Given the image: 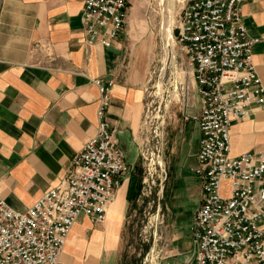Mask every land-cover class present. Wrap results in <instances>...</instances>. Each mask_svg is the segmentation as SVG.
I'll list each match as a JSON object with an SVG mask.
<instances>
[{"label": "crops", "instance_id": "crops-1", "mask_svg": "<svg viewBox=\"0 0 264 264\" xmlns=\"http://www.w3.org/2000/svg\"><path fill=\"white\" fill-rule=\"evenodd\" d=\"M83 2L0 0V195L10 208L24 213L64 180L72 160L96 131L99 92L91 80L112 79L107 119L127 160H132V165L127 163L132 173L116 191L102 223L93 224L84 216L77 219L61 262L119 264L128 187L146 141L147 86L154 62L161 67L162 81L167 64L164 68V56L161 59L153 51L152 38L147 37V27L133 1L125 28L112 45L87 48L80 21ZM241 14L248 35L259 40L252 47L253 63L264 85V0H247ZM38 44L41 47L36 48ZM168 74V80L178 78L189 87L186 91L176 86L182 90L183 101L178 161L185 123L195 121L199 134L201 103L188 74H176L170 68ZM197 149L192 154L194 165ZM244 152L264 154V109L231 124L230 153ZM223 187L227 190L228 183ZM197 188L196 208L199 183ZM183 237L174 241L176 246L163 264H193L189 227Z\"/></svg>", "mask_w": 264, "mask_h": 264}, {"label": "built area", "instance_id": "built-area-1", "mask_svg": "<svg viewBox=\"0 0 264 264\" xmlns=\"http://www.w3.org/2000/svg\"><path fill=\"white\" fill-rule=\"evenodd\" d=\"M132 1L84 0V45L111 46L125 28ZM246 1L183 0L172 30L177 51L166 52L167 61L179 60L181 73L193 79L201 103L192 168L201 195L189 225L193 264H264V154L230 153L232 122L264 109V85L252 53L259 40L242 23ZM91 83L99 92L96 131L64 180L24 213L0 195V264H63L61 254L77 219L102 223L116 191L130 177L132 169L107 119L114 81L94 78ZM177 85L189 89L187 83ZM140 158L145 159L142 150Z\"/></svg>", "mask_w": 264, "mask_h": 264}, {"label": "rangeland", "instance_id": "rangeland-1", "mask_svg": "<svg viewBox=\"0 0 264 264\" xmlns=\"http://www.w3.org/2000/svg\"><path fill=\"white\" fill-rule=\"evenodd\" d=\"M133 2L147 27V37L152 38L153 51H157L161 59L164 56V68L166 64L167 67L162 81L159 79L161 67L154 62L147 86L144 109L146 141L142 149L145 159H140L132 174L135 179H140L139 188L126 210L119 264H163L169 251L176 246L174 241L184 238L191 213L198 204V182L191 169L199 134L195 121L185 123L184 142L177 161V143L183 122L182 90L176 87V79L168 80V73L169 68L175 73L181 72L182 66L179 60L167 61L166 52L177 51L173 48L172 30L178 23L183 0ZM195 104L198 109L199 99L196 97ZM158 162L163 168L162 175L159 174ZM127 163L132 165V160H127Z\"/></svg>", "mask_w": 264, "mask_h": 264}, {"label": "trees", "instance_id": "trees-1", "mask_svg": "<svg viewBox=\"0 0 264 264\" xmlns=\"http://www.w3.org/2000/svg\"><path fill=\"white\" fill-rule=\"evenodd\" d=\"M139 180L137 178L135 179L133 175L131 176L130 184H129L128 192H127V201L128 202L132 201L135 197V194L138 192Z\"/></svg>", "mask_w": 264, "mask_h": 264}, {"label": "bare ground", "instance_id": "bare-ground-1", "mask_svg": "<svg viewBox=\"0 0 264 264\" xmlns=\"http://www.w3.org/2000/svg\"><path fill=\"white\" fill-rule=\"evenodd\" d=\"M165 20L163 21V27H165ZM164 29V28H163ZM169 43H171V39H170V41H169ZM167 56V55H166ZM166 58V57H165ZM164 62H165V59H164Z\"/></svg>", "mask_w": 264, "mask_h": 264}]
</instances>
